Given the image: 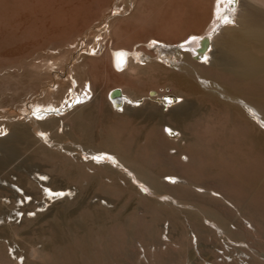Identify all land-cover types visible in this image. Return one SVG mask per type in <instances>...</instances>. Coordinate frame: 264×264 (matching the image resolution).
<instances>
[{
	"label": "bare ground",
	"instance_id": "1",
	"mask_svg": "<svg viewBox=\"0 0 264 264\" xmlns=\"http://www.w3.org/2000/svg\"><path fill=\"white\" fill-rule=\"evenodd\" d=\"M110 2L0 0V63L11 65L33 52L23 46H56L83 33ZM241 2L240 8L236 0H116L114 15L93 31L96 39L87 54L65 65L72 83L43 89L45 97L31 104L28 125L25 120L4 127L9 133L0 138L3 158L28 151L16 166L23 195L4 187L2 195L9 199L4 208L17 210L19 198L23 210L34 207V199L44 202L39 184L50 197L77 193L74 206L53 208L37 231L46 243L41 253L33 246L28 250L33 231L25 222L0 228L2 235L26 244L28 264H264V0ZM231 20L234 26L227 25ZM98 38L107 39L106 45ZM40 68L46 77L57 75L49 73L46 60ZM37 71L29 73H43ZM15 78L0 76L7 84L0 83L1 90ZM33 86L27 87L29 94L36 92ZM115 87L120 91L110 97ZM168 87L180 103L165 114L154 108L144 115L150 106L140 101L160 99ZM73 92L79 94L74 100ZM68 107L75 108L66 112ZM175 130L178 140L169 138ZM30 131L47 135L36 141ZM67 138L92 144L91 150L77 149V161L49 149ZM39 161L52 173L48 181L28 176ZM164 177L182 180L172 185ZM28 196L31 202H25ZM113 198L118 204L108 211ZM213 234L225 241L221 254L216 249L206 254L205 240ZM2 248L0 264H15ZM169 249L179 250L173 253L180 258L165 259Z\"/></svg>",
	"mask_w": 264,
	"mask_h": 264
},
{
	"label": "rangeland",
	"instance_id": "2",
	"mask_svg": "<svg viewBox=\"0 0 264 264\" xmlns=\"http://www.w3.org/2000/svg\"><path fill=\"white\" fill-rule=\"evenodd\" d=\"M236 1L239 2L240 8L243 5V3L241 1H245L246 2V0H236ZM115 2H116V0H111V2H110L111 4H110L108 10L105 11L104 14L98 16V18L96 16V19L92 20L91 23L94 24L93 27H89L83 33L81 31H79V32H77L74 35L68 36L67 38H65L66 41L64 39L62 40V41H64L63 44L61 43L59 45H56L57 47L56 46H53V45L52 46L50 45V46H47V47H35V48L28 47V46H23L24 47L23 49H33V52H31L29 54L27 53L24 57H22V59L20 58L19 61H17L18 64L17 63H13V64L10 65V64H7L6 62L0 63V76H5V75L7 76V75H9L11 77H18V79L15 78V81H14V79H12L11 81H13V82L10 81L11 84L9 83L10 88L9 89H6L5 88L4 91L1 90V89H4L2 85H6V87H7V84L6 83L3 84V83L0 82L2 84V85H0V138L1 137L4 138L5 136L8 135L9 131H7V129L4 130V127L6 125H8L10 122H23L24 123V121L26 120L25 122L27 123V125L29 124V122L27 121L28 120L27 118H30L31 116H33V112L32 113H29L30 112L29 110H30L31 104H33V101H34L35 98H36L35 100H37V99L40 100V98H44L45 97V95L43 94V91L44 90L51 89L52 91H56L55 89L58 87V84H61L62 85L63 82H67V81H70L72 83L71 76L65 77V67H66L65 65H67L69 63L70 64L71 63L73 64L78 59H80V56L81 55L87 54V50L86 49H89V47H91L93 45V42L95 41L93 39V38H95V36L93 35V33H94L93 31L94 30L101 29L103 25L105 26L106 25L105 19L108 20L112 15H114L113 12H115V10H113V9H114ZM128 12H129V10L126 12V14H128ZM103 17H105V18L103 19ZM107 17H108V19H107ZM94 22H96V23H94ZM227 25H231V26L233 25L234 26L235 23H234V21L231 20V22L230 23L228 22ZM92 28H93V30H92ZM90 38H92L93 40H91ZM108 38H110V40H112V37L110 35H109ZM98 39H100V42L102 43L103 46L106 45L107 39H105L106 42H105V40L102 41L104 38H102V39L101 38H98ZM101 43H100V45H101ZM86 44L88 45V47H87ZM89 44H91V45H89ZM100 49L102 51L103 48H100ZM134 49H133V51H134ZM214 51H215V49L213 48L211 54L209 55L210 56L209 57V60L210 59L212 60V58H213L212 56H214L212 54H213ZM44 60L47 61L48 67L51 68L50 71H49V73H53V72L56 71L57 72V75L56 76H54V75H49V77H46L45 76V74L43 72L44 70L43 69L41 70V68H40V63H43ZM156 60H159V59H156ZM3 63H5V64H3ZM163 63L165 64V61H163ZM37 69H38V71L40 69V71L43 72V73H41L39 76L37 75V77L32 76L33 74H30V73L35 72V70L37 71ZM21 71H24V72L21 73ZM24 73H25V75L27 73H29L30 75H26V76H28V77H26V76H24ZM21 74H22V76L20 78L19 75H21ZM41 77H42L41 80H43V83H41L39 81V79ZM17 80H19V82ZM34 83H36L37 85L34 84ZM32 86H33V88L36 87V88L32 89V91H36V92L35 93H32V94H29V92H28L27 89H29ZM27 87H29V88H27ZM14 89H16V93L13 96ZM161 89L163 90V88H161ZM161 89L159 88V90H161ZM74 90H75V88H73V91ZM70 91L71 90H69L67 92V94ZM164 91L166 92L167 95L161 97L160 99H159V97H157L156 98L157 100L156 99L151 100L148 97H144V99L140 101L141 104H144L147 101L148 104H150V105H148V104L146 105V103H147L146 102L145 103V106H150L151 107V108L150 107L145 108V111L143 112L144 115H147V114L151 113L152 111H154V108L156 109L157 112H159V114H163V113L165 114V113H167L170 110V109H168V107H170V106L173 107L174 105H176V104L178 105L180 103V99H182V98H178L175 94L171 93L169 87L168 88H165ZM57 94H56V96L58 97L60 93L58 95ZM63 94H64V96L67 95L66 93H63ZM78 95H79L78 92H75V93L73 92V94H72V96L74 97L73 100L75 99V97H78ZM156 95H158V92H155V96ZM168 98H169V100H168ZM54 99L56 101L58 100V98L56 99V97ZM154 102H155L154 105L157 104L156 106H152L153 105L152 103H154ZM74 108L75 107H68L67 108L68 110L66 112H71L72 109H74ZM66 112H65V114H66ZM61 115H64V113H62L60 115H57V116H61ZM7 121H8V123H7ZM65 121L66 120L61 121L60 124H62V125L63 124H66ZM66 128H67V126H66ZM32 132L30 131V133H32ZM33 133H32L33 135L31 134L32 135L31 137L34 140H36V141L38 139L39 140H42L43 138L46 137L45 135H47V134L44 133V131H40V132H38V134L36 132H33ZM36 136H37V138H35ZM169 138L170 139H173V140H178L180 138V134H179L178 131L175 130L174 133L171 136H169ZM68 140H69L68 138H67V140L64 139L63 141L60 142V144L51 143L52 146L50 148H49L50 142H48V143L46 142V143H44V145L47 146V148H49L51 150H55L56 152H59L61 154H65L70 159H74V160H77V161L80 159L79 158V156H80L79 154L81 152V151H79V153H77V151H78L77 149H79V148L82 149V153L81 154H83V152H86L87 151V150L84 151V149L91 150L89 147L92 146V144L91 145L90 144H86L85 142L77 141V140H75V142H73V140L70 142V140L69 141ZM66 144H68V145L70 144V145L67 147ZM81 144L84 146V148H83V146ZM34 145L36 146L37 144L35 143ZM57 145H60L61 147L60 146H57ZM75 145H76L77 148L75 147ZM85 146L87 148H85ZM31 147H30V149H31ZM70 148H71V150H70ZM74 148H75V150H74ZM23 150H22V148H20L19 151H23V152H20L19 153L20 156H18L19 154L17 153V156L19 158L17 156H16L17 158L16 157L13 158V156H11L10 159L8 158L9 160L3 158V156H2V154L0 152L1 159L2 158L4 159V160L2 159L4 162L2 160H0L1 162L4 163V164L2 163V166L0 167V194H1L0 195V199L2 200V201L0 200V205H1L0 206V209H1L0 210V228L1 227H4L6 225H8L10 227H13V226H18L19 227V226H21L25 222L24 223L25 224V227H28V228L31 227L32 228L31 230L33 231V234L31 232H30L31 234L29 233V235H30L29 237H30L31 240L29 239L26 242V244L27 243L29 244V241H30V244H31V245H28L27 244V246H29L28 247V250L33 246L32 249L34 248L35 251L41 253L45 249L46 243L43 240V238H40V233H39L40 231L38 233H37V231L40 230V228H41L40 226L41 225L46 224V221L49 220V217L50 216H48V215L51 213V211L53 210V208H55V207H57L59 205H61V207H63V206L72 207V205L74 206L73 202H75V200H76L77 193H76V189H71L72 191H70V194H69L68 191H64L63 194L60 195V196L59 195H56L54 197H50L48 195L46 196V191L44 190V188L42 187V185L39 184L38 186L41 189H43V192L42 191L41 192H42L43 195H45V198H46L44 202H42V200H41L40 204H38L39 200L36 201L34 199V201H33L34 207H32L33 209L31 208V209H25V210H23V205H22V202H21V198H19V200L16 201V203H15V205L18 204L17 207H16L17 210H10L8 208H4V206H2V203L5 202V203H3V205H8V200L9 199L6 198L4 195H2L3 194V189H5V188H7V187L10 186L11 188L15 189L20 194L21 197L23 195L22 194L23 193V190H20L19 189L21 187L16 182L17 181V178H18L17 177V175H18L17 174V167H19L18 165L22 164L25 161V158L28 155L27 154L28 151H26L25 149H23ZM168 152H172L173 153L174 152L173 148L172 149L169 148L168 149ZM23 153H25V154H23ZM73 155H75V156H73ZM22 156L23 157L26 156V157L22 158ZM83 158H84V156H83ZM15 159H17V160H15ZM180 159L183 160V161H185V157L183 155L180 156ZM93 160H96V159H94V157H93ZM7 162L9 163V166L7 165L8 164ZM41 163L42 162L39 161V162H34L33 164H31V167H32V165H34L33 166V170L35 169L34 172H36V173H32L33 172L32 171V172H30V174H28V176L31 179L36 177L40 182H41V180L48 181L49 178H51L52 173L49 171V167H48L47 164H44V162L42 164ZM39 165H40V169L38 168ZM47 170H48V172H47ZM40 175H41V177H40ZM163 179L165 181H168L172 185L173 184H177V182H179V181L181 182V180H182L180 178H179L180 179L179 180L177 178L171 179V178H168V177H164ZM192 188L198 190L199 192H202L201 187L193 186ZM207 191H208L209 194H211V195H213L215 197H220L219 192H216V191H213V190H207ZM211 191H213V192H211ZM56 192H58V191H56ZM85 192L82 193V195H81L82 196L81 198H83V199H84V197L85 198L87 197V193L88 192L87 191H85ZM31 197L32 196H28V197L24 198L25 199V202H31ZM65 198H67L68 201H65L64 200ZM81 198H79L78 200L81 201L82 200ZM58 199H59L58 203L59 202H62V201H65L64 202L65 204H63V203L62 204L61 203L57 204L55 201L58 200ZM95 199L96 198H94V199L92 198L91 200L93 201ZM88 200H90V199H88ZM225 200L226 199H224L223 201H225ZM80 201H78V202L81 203ZM100 201H101L100 202L101 204H106V203H104V201H105L104 198L100 199ZM112 201H115V202H112ZM117 201H118L117 198H113L111 200L112 204L107 205L108 206L107 207V210L108 211L113 210L114 209V206L118 204ZM98 212H99V214L102 215V214H104L105 211L102 210L101 208H99L98 209ZM24 219L28 220L27 223H26V221ZM164 225H165V223L163 224V226ZM229 227L233 228V224H229ZM164 232H165V230H163V233H161L160 237L161 236L164 237ZM32 240H34V241H32ZM205 241H206L205 242L206 243L205 244V246H206V248H205L206 254H207V252L214 251L215 249H216L215 252H218V250H219L218 253L221 254V251H220L221 248L220 247H223L224 245L226 246L225 241H223V239H221V237L219 238L218 235H214V234H213V236H210L209 239H207ZM213 242H215V243H213ZM24 244L22 245L21 244V241L19 239L14 238V237L4 236L0 232V249L3 247L2 249L5 250L4 252H5V255H6L7 259H9L11 261H14L15 264H28L27 263V261H28L27 258H29V257H28V255H27V257L25 255V254L28 253V250H27V252L23 250V249L27 248L25 246L26 244L25 245ZM21 246L23 248H21ZM213 247H215V248L213 249ZM178 251L179 250H176L175 251V249H173L172 252H171L170 249H169L166 252V254L164 255L165 259H167V260H177V259H179L180 257L175 254V253L178 254ZM173 252H175V253H173ZM179 253H180V251H179ZM167 255H170V256H167ZM139 256H140V254H139ZM224 259L226 261H228V260L230 261V258L229 257H226L225 256ZM216 260L218 262H221L220 261L221 260L220 257L216 258ZM136 261H137V259H136ZM139 263L141 264L142 262H138L137 264H139ZM206 264H211V263L210 262H207Z\"/></svg>",
	"mask_w": 264,
	"mask_h": 264
},
{
	"label": "water",
	"instance_id": "3",
	"mask_svg": "<svg viewBox=\"0 0 264 264\" xmlns=\"http://www.w3.org/2000/svg\"><path fill=\"white\" fill-rule=\"evenodd\" d=\"M120 90H119V88H112L111 90H109V92H108V95L110 96V97H112L113 95H115V94H118V92H119ZM152 92L151 91H149V94H151Z\"/></svg>",
	"mask_w": 264,
	"mask_h": 264
},
{
	"label": "snow or ice",
	"instance_id": "4",
	"mask_svg": "<svg viewBox=\"0 0 264 264\" xmlns=\"http://www.w3.org/2000/svg\"><path fill=\"white\" fill-rule=\"evenodd\" d=\"M219 2H221V0H218V3ZM226 2L229 3V4H233V3H235V0H226ZM94 159H97V158L94 157Z\"/></svg>",
	"mask_w": 264,
	"mask_h": 264
}]
</instances>
